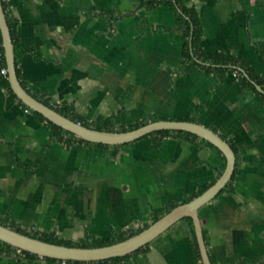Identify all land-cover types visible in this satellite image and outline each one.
Instances as JSON below:
<instances>
[{
  "label": "crops",
  "instance_id": "crops-1",
  "mask_svg": "<svg viewBox=\"0 0 264 264\" xmlns=\"http://www.w3.org/2000/svg\"><path fill=\"white\" fill-rule=\"evenodd\" d=\"M181 1L197 11L203 50H227L264 78V0ZM2 5L17 45V77L41 102L69 105L87 121H195L224 137L235 153L231 182L198 210L207 253L211 264L264 260V103L233 72L184 61L182 24L169 7L148 10L142 0ZM6 80L0 60V219L26 232L73 242L128 233L224 169L214 147L175 132L158 144L147 137L117 149L60 139ZM199 255L182 218L145 251L85 264H202ZM0 264L61 263L17 256L0 242Z\"/></svg>",
  "mask_w": 264,
  "mask_h": 264
},
{
  "label": "water",
  "instance_id": "water-1",
  "mask_svg": "<svg viewBox=\"0 0 264 264\" xmlns=\"http://www.w3.org/2000/svg\"><path fill=\"white\" fill-rule=\"evenodd\" d=\"M0 34L6 61L8 81L13 93L29 109L40 113L47 120L74 134L76 137L92 143L114 146L133 142L156 131H183L192 133L200 139L212 144L221 151L225 158L223 171L203 192L188 201L174 206L138 233L123 240L102 246H68L41 240L37 237L18 232L0 223V242L28 251L40 257L84 262L102 261L131 254L153 241L178 220L190 217L202 264H211L204 241L198 210L204 204L211 201L229 182L235 166V153L231 145L211 128L189 120L158 119L148 121L135 128L119 131L99 130L71 120L53 107L46 105L32 96L21 85L16 73L14 45L2 0H0ZM239 70L248 78L243 69L239 68ZM255 87L258 91L264 92L259 85L255 84Z\"/></svg>",
  "mask_w": 264,
  "mask_h": 264
},
{
  "label": "trees",
  "instance_id": "trees-1",
  "mask_svg": "<svg viewBox=\"0 0 264 264\" xmlns=\"http://www.w3.org/2000/svg\"><path fill=\"white\" fill-rule=\"evenodd\" d=\"M142 5H143V7H145L148 10L154 9L158 5H164V6L169 7L170 10L175 14L177 23L182 24V29H183L182 30V36H183L182 54L184 57V61L198 62V64L201 67L205 68L206 70L214 71V72H217L219 74H223L227 71H231V72L237 74L239 77L240 83H241V87L253 90L257 94L259 99L264 103V93L257 91L255 88V84H258L264 90V78L260 77L255 71H253L252 68L245 65L242 61H240L237 57L232 55L227 50L222 51V52H206L205 50L202 49V47L200 45V39L202 37V28L200 25V21H199L197 11L193 6L186 5L181 0H142ZM8 25H9V23H8ZM9 28H10V33H11L13 45H14V47H16L17 45H16V42L14 40L13 29L10 27V25H9ZM1 43H2V39H1V34H0V60L2 62H5L4 51H3V47H2ZM14 56H15V58L18 56V50L17 49L14 50ZM239 68L243 69L247 73L248 78L243 75V73L239 70ZM16 73H17V70H16ZM5 85L9 89L10 93L13 96H15V94L13 93L12 89L10 88L9 82L7 80L5 81ZM43 103L53 107L59 113L70 118L71 120L80 122L85 126H90L92 128L99 129V130H111V131L127 130V129H131V128H135L137 126H140V125L148 122V120H140V121H137V122L129 124V125H122V124H119L116 121H114V118L110 117V116L109 117L99 116L93 121H87L82 116L74 113L73 108L69 105L54 106L52 104H49L47 101H43ZM35 113L40 119H43L47 122V124L53 129L55 136H57L58 138H60V139L63 138L65 141H67L68 138H74V139H77V140L82 141V142L91 143L89 141L78 138L74 134L62 129L61 127H59L55 124H53L52 122L47 120L44 116H42L40 113H37V112H35ZM158 119H160V117L154 115L149 120L153 121V120H158ZM171 132H175L176 134H181V135H184L185 137H190V138H194V139L199 138L196 135L189 133V132L161 130V131L152 132L148 135L141 137L140 139L147 138V137H156V138H154V142L156 144H158L160 139L163 136H166ZM222 138L224 139V137H222ZM202 141H204L205 143H207L211 147H214L212 144L208 143L207 141H205L203 139H202ZM95 144L105 146V147H113L115 149H117V147L120 146V145L110 146V145H105V144H101V143H95ZM231 147H232V145H231ZM214 148L223 156V154L221 153V151L219 149H217L216 147H214ZM232 149H233V147H232ZM223 158H224V156H223ZM223 168H224V165H223ZM232 176H233V174H232ZM232 176H231V178H230V180L226 186H228L230 184ZM211 184L212 183L198 186L195 191H193L192 193H190L188 195L186 201L190 200L191 198H193V197L197 196L198 194H200L201 192H203ZM224 189H225V187L222 190H220L219 193H221ZM174 206H176L175 203L168 204L164 210V213L169 211L170 209H172ZM164 213H153L152 222L157 220ZM184 219H186L190 225L191 232L193 235L194 245H195V251L199 255L198 245H197V242L195 239V234H194V229H193V224H192L191 218L185 217ZM0 223L5 225V226H8L10 228L17 230L18 232H21V233H24V234H27V235H30L33 237H37V238L44 240V241H47V242H52V243H56V244H65L68 246H81V247L102 246V245H106V244H111L113 242L123 240V239H125V238H127L133 234H136L139 231H141L143 228L148 226V224H147L144 227L138 228V229L133 230V231H129L128 233H120V234L114 235L113 237H111L109 239H100V240H97L96 242H91L87 239H81L77 242H73L71 240L60 239L52 233L26 232V231L22 230L21 228L16 227L12 222L7 221L5 219H0ZM1 243L6 250L15 251V249H16L15 247H12L6 243H3V242H1ZM147 249H148V244L137 249L133 253H137L139 251H145ZM21 252H22L23 257L44 258V259H50V260H57L54 258L40 257L36 254L30 253V252L24 251V250H21ZM128 256H130V254H127V255L121 256V257H113L110 259L97 261V262L110 261V263H114V262L120 261L122 259H126ZM58 261H61V260H58ZM65 262H66V264H85L86 263L84 261H70V260H65ZM258 264H264V260L259 262Z\"/></svg>",
  "mask_w": 264,
  "mask_h": 264
},
{
  "label": "built area",
  "instance_id": "built-area-1",
  "mask_svg": "<svg viewBox=\"0 0 264 264\" xmlns=\"http://www.w3.org/2000/svg\"><path fill=\"white\" fill-rule=\"evenodd\" d=\"M1 73L4 74V75H6V69L2 68V69H1ZM234 75H237V74L234 73ZM27 110H28V109H27ZM15 254H16L17 256H22L21 249L16 248V249H15ZM60 263H61V264H66L65 260H61Z\"/></svg>",
  "mask_w": 264,
  "mask_h": 264
}]
</instances>
